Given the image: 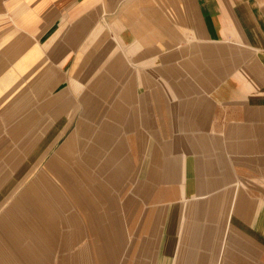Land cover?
Returning <instances> with one entry per match:
<instances>
[{
	"label": "crops",
	"instance_id": "obj_1",
	"mask_svg": "<svg viewBox=\"0 0 264 264\" xmlns=\"http://www.w3.org/2000/svg\"><path fill=\"white\" fill-rule=\"evenodd\" d=\"M183 7L186 16L183 14ZM170 16L183 22L188 21L183 25L190 29L196 45L189 47L187 51L203 54H197L200 56L198 58H191L195 54L189 55L182 65H172L169 59L160 57L161 61L144 66L148 71L163 68L162 66L168 69L177 67L168 73L158 71L148 76L139 70L133 74L122 70L119 80L124 84H121L115 96V100L119 99L118 96L126 87L123 86L135 74L138 82L132 99H137L141 110H138V106L133 110L132 102L124 116L131 117L138 110L135 115L138 120L140 118V122L137 125V119L135 121L132 118L131 121L132 126L135 121L134 130L139 133V137H135L143 144L142 148L150 146L149 149H153L147 152L153 158L151 166L146 168L147 175H151L148 182L153 183L152 188L156 186L154 182L166 176V166L169 168L171 164L177 165V170L173 173L186 174L187 161L182 162L181 159H170L171 164L167 161V165L161 169L163 172L159 171L162 146L169 148L170 153L172 149L184 148L210 158H230L229 163L232 164L243 163L246 171L258 177L250 181L251 190L254 189L257 195H263L264 0H0V40L6 36L13 37L14 41L19 42L15 48L19 52L28 50L34 42H38L49 59L56 64L69 54L82 53L85 69L75 77V83L88 85L95 69L105 67L112 60L111 52L115 45L111 42V30L121 41V45H126L130 52L137 53L158 43L159 36L168 34L164 30L166 26L161 23L164 20H167L168 31L172 30V34L176 35ZM118 22H121V27L116 26L115 23ZM178 45H188V41L179 42ZM14 59L16 57L9 62ZM93 60L96 65L85 73L87 62L93 63ZM193 60L197 61L195 65L187 64ZM81 90L79 88L78 91L82 92ZM111 107L101 113V116L107 114ZM82 114L83 112L78 113ZM85 126L92 129L91 124ZM101 126L102 120L94 137L87 128L86 137H82L84 142H91ZM148 136H151V140ZM117 139L119 141V137ZM110 140L107 136L99 142L95 152L89 155L80 169L84 170L92 156H99V149L108 146L106 143ZM118 156L121 155L117 151L111 159L123 160L114 165L111 173L116 172L124 178L127 176L129 159L127 156ZM139 166L140 164L131 181L136 190L144 183L141 181L144 166L142 175L139 174ZM170 175L172 176L171 171ZM14 177L11 174L9 179ZM109 182L107 184L111 185L110 179ZM75 183L76 180L72 186L61 189L50 198L48 196L44 203L41 201L34 208L26 205L21 210L26 217L19 218V222H13L15 217L11 219L9 214L0 217V264L46 263L44 254L48 247L54 245L55 249L57 245L63 244L62 233L59 232L60 239L53 229L57 231L69 220L64 212L67 201L64 203L61 200L59 205V198L62 194L74 197L72 194L78 190L73 189ZM108 188L106 185L107 193ZM122 193L116 194L121 196ZM83 195V199L74 200L78 204L83 203ZM13 196L14 193L0 200L3 205L0 215ZM74 218L72 215L70 219ZM21 234L37 236L38 245L29 252L20 248V241L15 238ZM33 242L35 241L32 239L22 243ZM8 243V246H4ZM242 243L239 244L240 247H244ZM244 248L250 252L249 245ZM246 257L250 260L249 256ZM255 257L258 260V255Z\"/></svg>",
	"mask_w": 264,
	"mask_h": 264
},
{
	"label": "rangeland",
	"instance_id": "obj_2",
	"mask_svg": "<svg viewBox=\"0 0 264 264\" xmlns=\"http://www.w3.org/2000/svg\"><path fill=\"white\" fill-rule=\"evenodd\" d=\"M170 20L174 24L176 35L172 34V30L168 31L167 20H164L161 23L166 26L164 30L168 34L162 37L159 36L158 43L149 48L140 50L137 53L130 52L126 45H121V41L111 30V42L115 45L111 52V56L115 54L118 48H123L131 59H142L155 54L157 58L162 57L164 59H169L176 52L173 53V50H177L176 53L180 54L183 64H185V60L189 58V55L195 54L187 51L189 47L196 45L195 39L190 29L183 25L184 22L188 23V21L183 22L182 20L173 18V16H170ZM115 24L117 27L122 26L121 22ZM184 41H188V45H178L179 42L183 43ZM18 43L19 42L14 41L11 36L3 37L0 40V75L7 78L6 92L8 93L6 101L2 106L5 111L4 120L7 122L13 120V118L20 113L22 108H27L32 104H37L35 107H39L41 104L43 107H48L51 103L53 104L56 102L57 106L61 101V92L63 93V99L57 106L58 113L61 111L63 113L70 112L71 116L69 123L71 124L73 121H76V124H78L80 128L87 130L88 127H86L85 124H91L92 129L88 128V130H90L89 133L93 134L92 137H94L98 130L96 128L101 122V113L112 106L116 98L115 96L119 92L122 84L119 80L120 78L118 77L112 80L114 78L113 76L103 77L101 80L102 85L104 84L106 87L109 84L111 85L108 90L111 96L107 100H104L103 93L98 91L101 97L97 93L94 95L95 99H101L103 105L101 110L98 111L97 120L93 121L95 115L90 120L89 114L95 104L94 100L90 110L81 111L79 109L80 107L69 98L68 94H66L65 87V82H71V80V85L75 90L84 86L75 83V77L79 75L80 71L82 72L85 69L83 68L84 62H82V53L69 54L60 63L56 64L49 59L38 42H34L28 50L21 52L15 49ZM172 44H174V46H172ZM199 47L200 46H198V48ZM102 55L101 53L100 56ZM14 57H16V59L9 62V60H12ZM193 57L197 58L195 55L191 56V58ZM89 62H87L85 73H87L88 70H92L96 65L94 60L93 63ZM196 63L197 61L195 62L194 60L189 63L187 62V64L192 66ZM98 70L99 69H95L94 75L97 74ZM126 85L127 84L123 87ZM62 86L64 89H60ZM99 88H101V86ZM65 95L67 97H64ZM39 98H42V100L39 101ZM86 101H88V98L84 97V102ZM137 106V99H134L131 108L135 110ZM138 110H141L139 106ZM136 111L133 112L131 117L124 118L125 122L119 135V141L118 139L115 141L110 140L111 137L109 134L110 141L106 143L108 146L99 149V156H92L88 164L84 167V170L79 169V178L77 176L75 179L76 186L73 187V189L78 190L76 192L73 191L74 193L72 192L74 197L69 194H62L60 196L59 205H61V200L64 203L67 201V206H64V212L65 215L69 217V220L67 223H64V227L58 228L57 231L53 229L55 233L57 232L59 234L60 239V233H62L63 238L61 240L63 244L57 245L55 249H53L54 245H50L47 252L44 254L45 258H47L44 263L55 264L58 256L62 254L71 256L75 253L76 261L84 248L89 244L96 249L111 246L114 250L112 256H114L116 260L112 261L110 264H211L212 260H214V262H221V264H232L233 262L234 264H257L256 254L252 249V245L241 232H237L232 227L229 222L230 215L226 217L221 215L214 217L206 211H200L206 207H216L213 202L218 200L219 197L215 195L204 198V201H202L199 196H192L189 198L186 196L181 198L178 197V200H174L173 195L164 194L165 196H162L163 194L161 193L165 191L163 180H159V183L162 182L160 188L154 190L152 188L147 189L145 183L143 195H141L142 197L133 196L134 194L132 193H136L135 185L128 191L126 194L127 196H123L122 199L116 194L118 192L124 193L126 187L132 184L131 181L134 177V172L139 164V174H143L141 171L143 166L145 170L143 174L144 177L141 181L148 182L151 180V177H149L151 175H147L146 168L151 166L153 158L147 155V152L153 149H149L150 146L142 148L143 144L141 145L139 139L135 137H139V133L134 129L136 128V123L138 125L140 122V118L138 120V117L135 115V113L137 114ZM79 112H83L84 114L78 115ZM132 118L138 121L136 123L134 121L133 126L131 123ZM68 124L65 125V129L69 126ZM76 124H74L73 128H75ZM19 129L18 135L21 136V133L23 134L22 131L25 130V126H21ZM148 138L151 140V136H148ZM45 144L43 143V146ZM6 145L5 142L1 144L0 152H3L4 148H2V146ZM27 146L31 147L32 144L31 146L27 144ZM47 146L49 147L51 144L48 143ZM44 147H42V149H44ZM6 148L10 151L13 150L14 146L10 144ZM117 151L121 155L118 156L119 158L127 156L126 158L129 159H126L128 160V172L127 176L124 178L118 176L119 174L116 172L111 173L114 165L118 161L123 160L111 159L113 153ZM164 159V156H161L162 162L160 163L163 165L166 163ZM36 165H33V167ZM104 169L106 171H104ZM116 177H118V179ZM109 179L111 185L107 184ZM260 179L261 177L259 180ZM155 184L156 181L154 182V185ZM106 185L109 186L108 193L105 189ZM105 192L107 193L106 195ZM83 193L89 195H83ZM99 194H101V196ZM82 195L85 201L78 204L74 199H83ZM153 195L156 196L155 199ZM119 198L121 200H119ZM135 202H137L135 207H141L143 209H141L143 218L134 220L133 217L135 216H128V219L120 226V229L108 228L104 230L97 225L98 222L102 221L103 216L109 213V209L113 206H118V213H125L128 215L133 211ZM121 205L127 208L126 212L123 213ZM2 207L3 205L0 204V210ZM218 212H220V210ZM204 214L206 216L203 217ZM72 215L75 217L74 219H70ZM202 227H206L204 232H202ZM178 228H180V231H178ZM15 239L20 241V243H18L19 247H23L27 252L38 245H36L37 236L31 237L21 234ZM32 239L35 242L22 243L29 242V240L31 241ZM200 239L203 241L200 242ZM241 242L246 244L242 243L244 247H248V244L250 245L249 250L251 253L247 252L244 247H240L239 244H241ZM8 245L9 243L4 246ZM10 247H13V245ZM188 256H190L189 260H185ZM246 256H249L250 260H247ZM14 258L13 261L16 260V257ZM90 262L91 264H98L97 261L94 260ZM99 264H105V261H100Z\"/></svg>",
	"mask_w": 264,
	"mask_h": 264
},
{
	"label": "water",
	"instance_id": "obj_3",
	"mask_svg": "<svg viewBox=\"0 0 264 264\" xmlns=\"http://www.w3.org/2000/svg\"><path fill=\"white\" fill-rule=\"evenodd\" d=\"M160 154V159L161 156L167 158L164 160L166 161L165 165L160 163V172H163L161 169H163V166L167 165L170 159H172V161L177 159H181L182 162L187 161L185 164L187 166L186 174L173 173L177 170V165L175 164L169 162L171 166L169 168L166 166V171H168V173H166L165 177L159 179L160 181L163 180L164 184L163 187L165 191L161 193L163 194L162 196L166 194L173 195L174 200H178V197L181 198L186 196L189 198L192 196H199L202 201L210 195L219 197L218 200L213 202L218 209L213 206L212 208L206 207L200 211H206L214 217L218 215L224 217L230 215L229 222L232 227L237 232H241L244 235L247 241L252 245L255 254L258 255V260L260 261L257 260V264H264V193L263 195H257L254 189L251 190L249 185L252 179L258 177L254 175V173L246 171L243 163H229L231 161L230 158L222 159L217 156L210 158L198 152L186 151L184 148L172 149L170 153L169 148L163 146L160 148ZM172 156L175 158H172ZM228 156L230 157L231 154H228ZM181 166L183 168V164H181ZM170 171L172 172V176L170 175ZM159 180L156 181V186H153V188V183L144 182L140 188L138 187L137 190L135 188L136 193H132L134 194L133 196L138 197L143 195V185L145 183L147 189H159L162 183H159ZM133 185L134 183L125 189L126 191L120 196L121 199L123 196H127L126 194ZM153 196L155 199L156 196ZM120 198L119 200H121ZM136 203L137 202L134 204L133 211L128 215L124 213L127 211L126 207L121 205V209L124 213L122 214L118 213L117 205L113 206L109 209V213L105 214L102 221L98 222L97 225L104 230L108 228L120 229V226L126 222L128 216H135L133 217L134 220L143 218V209L141 207H135ZM219 210L220 212H218ZM204 216L206 215L204 214L203 217ZM205 230L206 227H202V232ZM178 231H180V228H178ZM199 241L202 242L203 240L200 239ZM112 252H114V250L111 246L96 249L88 244L76 261V253L71 256L62 254L58 256L55 264H91V260L97 261L98 264L100 261H105V264H110L112 261L116 260V258L112 256ZM189 258L190 256L185 260H189ZM211 264L214 263L211 261Z\"/></svg>",
	"mask_w": 264,
	"mask_h": 264
},
{
	"label": "flooded vegetation",
	"instance_id": "obj_4",
	"mask_svg": "<svg viewBox=\"0 0 264 264\" xmlns=\"http://www.w3.org/2000/svg\"><path fill=\"white\" fill-rule=\"evenodd\" d=\"M115 56L120 59V62L113 63V60H111V62H109L105 67L99 68L97 74L92 77V81L88 85H84L81 88L82 92H79V89L75 90L70 81L65 82L66 94H68L69 98H71L74 103L80 107L79 109L81 111L90 110L94 100L95 104L93 105L91 113L89 114L90 120L94 115L95 117L93 121L97 120L96 117L98 111L101 110V107L103 105L101 99H95L94 95L101 92L103 93L104 100H107L111 96V94H109L110 91H108L111 85L109 84L106 87L101 83V80L104 76H113L114 78L112 80H114L121 75L122 70L124 72L131 71L132 74L139 70L143 71L144 74H147L148 76H152L153 74L150 73H156L158 71H164L165 73H168L169 71H173L172 69L177 68L170 67L168 69V67L162 66L163 68H159L154 71H148L144 66H150L154 64L156 60L151 61L146 58L131 60L127 57L126 51L123 50L122 52L120 48H118L115 54L112 55V59ZM169 62L172 65L183 64V62L176 61V58H169ZM127 65L129 68H127ZM6 79V77L0 75V85L3 88V90H0V99L6 98L8 96V93L6 92ZM137 82L138 80L135 78L134 74L127 82L126 87L123 89H128L131 87L133 88L134 92L135 87L137 86ZM100 86L101 88H99ZM62 88L64 89L63 86L60 87V89ZM60 94V102H62L63 93L60 92ZM64 97L67 96L65 95ZM84 97L88 98V101L84 102ZM40 100H42V98H39V101ZM35 106H37V104H32L27 108H22L20 113L15 118H13V120L8 122L4 120L5 111L3 107L0 106V146L4 142L5 144H7L6 146H2V148L4 149L3 152L0 153L9 155L15 151L14 153H17L18 156L27 155L30 162H39L38 164L43 165L47 172H49L56 178H66L68 180H72L73 178L76 179L80 167L82 166V164L86 163L89 155L95 152L98 143L104 140V138L107 136L109 139L110 123L109 119L107 118V114L102 115L103 117H101V130L96 134L95 138L91 142H84L85 139L80 138L86 137L87 130L84 128H80L78 124H76V121H73L71 124L69 123V119L71 116L70 112L63 113L61 111L60 113H58L56 102L53 104L51 103V105H49L48 107H43L42 104L39 107ZM66 124H68L69 126L65 129L64 127ZM74 124H76L75 129L73 128ZM21 126H25V130L22 131L23 134L21 133L20 136L18 135V132ZM99 134L101 135V138ZM43 143H50L51 146L48 147L47 144H45L44 146L46 147H44ZM10 144H12L14 148L13 150L9 151L6 147H8ZM27 144H29L30 146L32 144L33 146H31L32 150L29 155L25 154L28 150ZM42 147H44V149H42Z\"/></svg>",
	"mask_w": 264,
	"mask_h": 264
},
{
	"label": "bare ground",
	"instance_id": "obj_5",
	"mask_svg": "<svg viewBox=\"0 0 264 264\" xmlns=\"http://www.w3.org/2000/svg\"><path fill=\"white\" fill-rule=\"evenodd\" d=\"M182 10L183 14H185L184 7ZM173 18L176 17L173 16ZM120 49L123 52V48ZM175 51L177 52V50H173V53ZM176 52L174 53L175 56L172 55L171 58H176V61L183 62L180 54ZM197 54L195 53V56L197 58L200 57ZM211 55L212 54H206V56ZM228 55H230V53ZM145 58L151 61L156 60L155 63L160 61V58H157L156 54L150 55ZM112 60L113 63L120 62V59L117 58V56L113 57ZM131 60L139 59L132 58ZM0 90H3L1 85ZM132 96L133 88L130 87L128 89H123L122 93L118 96L119 99H116L113 102L112 107L107 113V118L109 119L110 123L109 134L112 141L116 140L117 137H119L123 129L125 122L124 118L126 117L124 116V114L126 113V110L130 108V104L134 101L132 99ZM5 101L6 98L0 99V106H3ZM32 147H28V150L25 154L29 155ZM14 152L9 155L0 153V200L5 199L7 196L9 197L14 193L12 200L6 206L7 208L1 212L0 217L3 214H7V216L9 214V217H11V219L15 217L13 219V222H19V218L26 217L25 214H23V212L21 211L26 207V205L34 208L35 206H38L41 201L44 203L48 196L50 198L54 195V193H58V191H60L61 189H66V187L72 186V183L75 179L73 178L72 180H68L66 178H56L49 172H47L43 165L30 162L27 155L18 156L17 153L15 154ZM33 165L36 166L33 167ZM11 174H13L15 177L9 179ZM212 262L214 264H221V262H214V260H212Z\"/></svg>",
	"mask_w": 264,
	"mask_h": 264
}]
</instances>
